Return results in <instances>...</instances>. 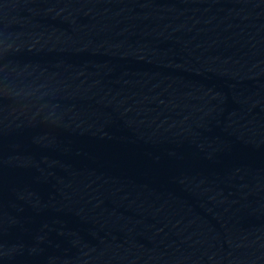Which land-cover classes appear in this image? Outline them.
Instances as JSON below:
<instances>
[{
    "label": "water",
    "instance_id": "95a60500",
    "mask_svg": "<svg viewBox=\"0 0 264 264\" xmlns=\"http://www.w3.org/2000/svg\"><path fill=\"white\" fill-rule=\"evenodd\" d=\"M0 102L168 264H264V0H0Z\"/></svg>",
    "mask_w": 264,
    "mask_h": 264
}]
</instances>
